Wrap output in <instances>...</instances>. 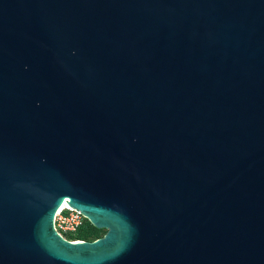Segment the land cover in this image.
<instances>
[{
  "label": "water",
  "instance_id": "obj_1",
  "mask_svg": "<svg viewBox=\"0 0 264 264\" xmlns=\"http://www.w3.org/2000/svg\"><path fill=\"white\" fill-rule=\"evenodd\" d=\"M0 264H264V0H0Z\"/></svg>",
  "mask_w": 264,
  "mask_h": 264
},
{
  "label": "built area",
  "instance_id": "obj_2",
  "mask_svg": "<svg viewBox=\"0 0 264 264\" xmlns=\"http://www.w3.org/2000/svg\"><path fill=\"white\" fill-rule=\"evenodd\" d=\"M54 222L58 232L70 241L85 240L78 238V235L82 230H87L91 223L80 210L73 208L66 201L58 208Z\"/></svg>",
  "mask_w": 264,
  "mask_h": 264
},
{
  "label": "trees",
  "instance_id": "obj_3",
  "mask_svg": "<svg viewBox=\"0 0 264 264\" xmlns=\"http://www.w3.org/2000/svg\"><path fill=\"white\" fill-rule=\"evenodd\" d=\"M106 232V229H99L95 227L93 224H89V228L87 230H82L78 238L85 239V240H94L101 236H103Z\"/></svg>",
  "mask_w": 264,
  "mask_h": 264
},
{
  "label": "bare ground",
  "instance_id": "obj_4",
  "mask_svg": "<svg viewBox=\"0 0 264 264\" xmlns=\"http://www.w3.org/2000/svg\"><path fill=\"white\" fill-rule=\"evenodd\" d=\"M65 204V200L62 202V205H64Z\"/></svg>",
  "mask_w": 264,
  "mask_h": 264
},
{
  "label": "rangeland",
  "instance_id": "obj_5",
  "mask_svg": "<svg viewBox=\"0 0 264 264\" xmlns=\"http://www.w3.org/2000/svg\"><path fill=\"white\" fill-rule=\"evenodd\" d=\"M106 233V232H105Z\"/></svg>",
  "mask_w": 264,
  "mask_h": 264
}]
</instances>
